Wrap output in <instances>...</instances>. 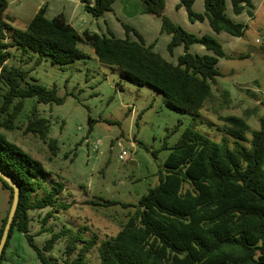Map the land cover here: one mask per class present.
<instances>
[{
    "label": "trees",
    "instance_id": "1",
    "mask_svg": "<svg viewBox=\"0 0 264 264\" xmlns=\"http://www.w3.org/2000/svg\"><path fill=\"white\" fill-rule=\"evenodd\" d=\"M85 9L100 18L113 11L115 0H81ZM143 12L162 19L161 32L171 35L168 50L184 45V53L176 63L165 58L146 44L141 33L122 22L127 36H116L108 26L107 33H80L60 14L46 16L47 4L42 5L33 19L23 27H16L15 17L7 12L9 0H0V111L8 117L0 124L13 129L15 118L21 113L25 99L35 98L25 131L46 139L49 122L40 116L38 104H62L64 97L57 88L47 87L33 78L30 69L8 66L13 48L22 50L35 65L44 58L53 64L67 65L87 56L79 48L90 43L101 63L119 68L122 79L136 85H150L164 94L166 106L178 113H190L193 120L172 146L159 182L148 189L137 203H127L134 210L121 229L98 244V264H264V117L260 129L252 130L241 116L227 115L226 132L233 143L212 140L197 129L206 102L213 98L212 85L221 71L220 58H231L219 39L209 33L198 36L173 22L166 14V0H142ZM235 14L247 9L254 16L253 0H230ZM195 0H180L191 21L209 20L216 33L222 31L243 36L248 25L234 21L227 15L228 0H204L203 13L193 8ZM129 32L137 40L129 37ZM200 43L209 51L192 53L190 48ZM228 93V92H227ZM179 128V125L176 129ZM251 134V137H249ZM49 145L57 154V139ZM0 170L19 188V204L10 233L0 257H6L9 239L14 229L23 232L29 245L43 264H89L88 254L97 244L96 237L86 238L83 229L64 226L60 230L43 226L38 234L50 233L43 246L37 244L30 232V211L35 209L65 208L59 202L64 184L50 189L44 180L49 171L39 159L9 140L0 131ZM3 185L13 188L0 177ZM42 189L44 193L38 195ZM109 204L118 201L106 200ZM9 214V213H8ZM8 214L0 227V240ZM65 241L62 261L47 255L58 241Z\"/></svg>",
    "mask_w": 264,
    "mask_h": 264
},
{
    "label": "rangeland",
    "instance_id": "2",
    "mask_svg": "<svg viewBox=\"0 0 264 264\" xmlns=\"http://www.w3.org/2000/svg\"><path fill=\"white\" fill-rule=\"evenodd\" d=\"M255 5L253 17L247 12L236 17L248 25L243 36L225 33L226 37L219 40L231 58L220 59L221 75L212 85L213 98L206 102L197 123V129L215 141H234L226 132L223 116H241L252 130L260 129V119L264 117V2L255 0ZM81 10L87 25L93 22L91 30L100 33L105 29L104 21L98 25L96 17ZM7 12L11 13V7ZM15 26L21 27L17 22ZM79 48L87 56L67 65L53 64L47 57L35 65V59H29L31 53L25 55L21 49H12L14 55L8 59V66L30 69L28 81L34 78L49 88L55 85L57 94L65 99L62 104H38L40 116L49 122L46 139L25 131L36 103L33 97L25 99L23 110L14 120L15 127L7 129L0 125V131L42 161L49 171L44 180L46 188L59 182L64 184L58 197L65 208L30 211V232L37 234V244L43 246L51 236L47 232L38 234L43 220L51 213L44 224L46 228H80L86 238H97L88 259L89 264H98V244L115 235L127 221L134 208L125 204L137 203L149 188L158 184L172 146L193 115L169 109L164 94L156 88L122 79L118 67L98 60L90 43H81ZM165 54L169 55L168 50ZM7 117V113L0 111V124ZM51 138L57 139L56 155L49 145ZM123 150L128 154L120 159ZM43 193L42 189L37 192L39 196ZM10 194L0 180V227L11 208ZM106 200L119 203L109 204ZM64 248L65 241L61 240L46 254L62 261ZM2 264L43 262L25 234L15 228Z\"/></svg>",
    "mask_w": 264,
    "mask_h": 264
},
{
    "label": "crops",
    "instance_id": "3",
    "mask_svg": "<svg viewBox=\"0 0 264 264\" xmlns=\"http://www.w3.org/2000/svg\"><path fill=\"white\" fill-rule=\"evenodd\" d=\"M91 1L94 2V0ZM253 1L255 7V0ZM260 1L264 2V0ZM45 4H47L46 16L48 18H53L62 14L80 33L86 30L97 32L91 30L89 27L93 25L92 21L89 26L85 22V12H83L81 8L85 11L87 10L85 9V4L81 0H9L8 7H11L10 14L15 17V22L13 24L15 25L17 22L21 27L27 25L42 5ZM179 4L180 0H166L165 14L171 18L173 22L181 25L186 30L198 36L209 33L216 36L219 40H221L220 37H226L228 34L224 31L216 33L210 26L207 18L203 21H191L188 17L186 8L184 6H178ZM143 8L144 3L142 0H115L113 3V11L107 12L104 16L97 18L96 22L98 25H100V21H104L105 25V29H101L100 33H107V27L109 26L116 36L125 38L127 33L122 24L124 21L135 27L141 33L146 44H153L156 51L160 52L168 60L176 63L178 57L184 53V45L176 46L171 53L168 50V44L172 37L168 33L161 32L162 19L152 14L144 13ZM193 8L196 12L203 13L205 10L204 0H195ZM247 11L248 10L245 9L241 14H235L232 10L231 1L228 0L226 13L234 21L241 22L236 20V17H241L244 12ZM252 11L254 12V8ZM225 33L227 34L225 35ZM128 35L131 39L137 40V36L133 32H129ZM166 50H168L169 55L165 54ZM190 50L192 53L201 55L209 52L206 47L200 43L192 44Z\"/></svg>",
    "mask_w": 264,
    "mask_h": 264
},
{
    "label": "water",
    "instance_id": "4",
    "mask_svg": "<svg viewBox=\"0 0 264 264\" xmlns=\"http://www.w3.org/2000/svg\"><path fill=\"white\" fill-rule=\"evenodd\" d=\"M0 177L3 178L12 188H13V200H12V204H11V208L7 217V221L1 236V240H0V257L2 255L3 249L5 247V244L7 242L9 233H10V229L11 226L13 224L14 221V217L17 211V207L19 204V188L18 186L10 179V177H8L5 173H3L0 170Z\"/></svg>",
    "mask_w": 264,
    "mask_h": 264
},
{
    "label": "built area",
    "instance_id": "5",
    "mask_svg": "<svg viewBox=\"0 0 264 264\" xmlns=\"http://www.w3.org/2000/svg\"><path fill=\"white\" fill-rule=\"evenodd\" d=\"M127 154L128 152L126 150H123L122 153L119 154V158L123 159Z\"/></svg>",
    "mask_w": 264,
    "mask_h": 264
}]
</instances>
